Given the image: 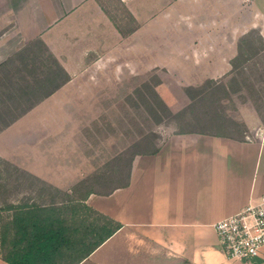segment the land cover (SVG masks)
Returning <instances> with one entry per match:
<instances>
[{"label": "crops", "instance_id": "1", "mask_svg": "<svg viewBox=\"0 0 264 264\" xmlns=\"http://www.w3.org/2000/svg\"><path fill=\"white\" fill-rule=\"evenodd\" d=\"M242 1L118 0L133 21L126 32L109 0H0V29L9 28L4 38H40L50 48L70 81L47 100L60 93L58 107L70 113L73 104L85 102L83 93L109 87L99 79L123 77L126 60L171 67L170 75L196 80L186 86L228 75L238 39L226 30L240 22ZM257 13L262 20H252L251 27L264 28V7ZM163 37L171 50L160 60L147 46L159 48ZM15 47L10 43L6 50ZM263 194L264 133L244 141L170 132L156 152L134 157L124 185L89 195L86 205L122 228L79 264H248L225 255L213 225ZM126 237L138 244L126 246ZM0 264L7 263L0 258ZM256 264H264V249Z\"/></svg>", "mask_w": 264, "mask_h": 264}, {"label": "rangeland", "instance_id": "2", "mask_svg": "<svg viewBox=\"0 0 264 264\" xmlns=\"http://www.w3.org/2000/svg\"><path fill=\"white\" fill-rule=\"evenodd\" d=\"M109 2L116 22L129 32L133 26L130 15L118 0ZM263 7L264 0L242 1L240 22H235L234 31L226 30L227 36L238 39V53L224 77L186 86L196 80L170 75L171 67L157 70L150 62L126 60L123 77L99 79L109 87L83 93L85 102L73 104L70 113L58 107L59 93L3 129L0 240L1 228L11 215L3 209L6 204H58L91 191L105 194L124 185L134 157L156 152L170 132L218 133L244 141L252 140L256 132L264 133V28L251 27L252 20H262L257 11ZM239 23L241 27H237ZM7 31L8 27L0 29V128L35 98H19L17 92L38 91L35 82L54 68L49 55L53 53L46 44L37 39L23 43L19 37L4 38ZM10 43L16 47L8 52ZM147 47L160 60L171 50L164 37L159 48ZM6 62L9 64L2 68ZM113 64L117 69V63ZM28 168L38 169V174ZM91 218L99 217L92 214ZM132 242L138 244L136 238L126 237V246ZM126 264L140 262L126 259Z\"/></svg>", "mask_w": 264, "mask_h": 264}, {"label": "trees", "instance_id": "3", "mask_svg": "<svg viewBox=\"0 0 264 264\" xmlns=\"http://www.w3.org/2000/svg\"><path fill=\"white\" fill-rule=\"evenodd\" d=\"M37 40L46 46L41 39ZM49 55L54 62V68H50L41 80L35 82L39 86L38 91L26 89L17 92L19 98L31 95H35V98L1 126L0 132L70 81L64 67L53 54ZM8 62L1 65L2 68L7 66ZM49 85L53 87L48 88ZM91 193L95 192L91 191L77 200L70 199L58 204H6L3 209L11 215L1 228L0 258L7 264H79L89 257L122 228L120 223L86 205L85 201ZM79 212H82V215H79ZM92 214L99 218L92 219Z\"/></svg>", "mask_w": 264, "mask_h": 264}, {"label": "built area", "instance_id": "4", "mask_svg": "<svg viewBox=\"0 0 264 264\" xmlns=\"http://www.w3.org/2000/svg\"><path fill=\"white\" fill-rule=\"evenodd\" d=\"M213 229L229 259L256 264L264 249V194L257 203L216 222Z\"/></svg>", "mask_w": 264, "mask_h": 264}]
</instances>
